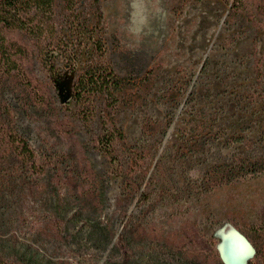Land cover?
<instances>
[{"label": "rangeland", "instance_id": "1", "mask_svg": "<svg viewBox=\"0 0 264 264\" xmlns=\"http://www.w3.org/2000/svg\"><path fill=\"white\" fill-rule=\"evenodd\" d=\"M262 1L248 0L234 16L231 0H101L100 25L91 8L83 13L87 36L59 2L53 51L36 56L33 69L56 111H27L4 97L42 168L0 153V250L19 241L41 264H121L116 242L124 234L130 264H198L200 241L225 264H264V171L209 178L235 157L264 161ZM100 64L124 81L115 120L103 98H72L79 77ZM82 152L99 175L102 209L70 197L52 168L64 172Z\"/></svg>", "mask_w": 264, "mask_h": 264}, {"label": "trees", "instance_id": "2", "mask_svg": "<svg viewBox=\"0 0 264 264\" xmlns=\"http://www.w3.org/2000/svg\"><path fill=\"white\" fill-rule=\"evenodd\" d=\"M247 1L231 0V14L236 16L243 11ZM59 2L63 10L73 18L72 23H77L76 30L82 36H87L89 33V25L83 18L87 7L93 11L97 23L100 25L102 22L101 0H0V153L3 155L11 153L22 162L31 163V168L38 171L42 167L36 164V153L25 136L16 130L15 111L4 97L6 94H12L16 103L27 111L39 109L41 106H45L51 112L56 111L51 87L39 81L33 69L36 56L44 59L49 54V49L53 51L50 46L53 37L57 36L55 13ZM256 14L264 19V0L256 6ZM95 49L103 56L104 48L101 41L95 42ZM261 62V58L256 59L255 75L258 83L263 79ZM123 82V78L109 66L105 64L92 66L79 77L72 98L81 105L94 103L97 99L103 98L108 102L109 113H114L112 118L115 120V116L120 112L118 96L125 90ZM58 122L62 133L72 138L76 137V132L68 121L58 120ZM113 124L116 128V123ZM171 125L172 119L169 118L166 128ZM149 126L147 123L145 130L151 129ZM117 131L124 139L121 130ZM231 141L243 142V138L234 137ZM81 157L73 160L64 172L57 164L52 168L57 178L65 181V185L71 186L70 197L83 205L102 209L99 175L85 152H82ZM263 171L264 161L235 157L233 163L212 169L209 178L215 176L221 180L233 181ZM126 182L127 189L132 188L133 179L127 177ZM67 233L68 231L65 230L61 236L64 237ZM199 245L201 248L197 256L198 264H225L213 252L208 241H200ZM116 247L122 258L121 264H130L132 252L128 237L120 234ZM0 264H41V262L35 261V257L31 258V254L21 249L19 241H16L12 252L5 247L0 250ZM45 264L56 263L48 261Z\"/></svg>", "mask_w": 264, "mask_h": 264}, {"label": "bare ground", "instance_id": "3", "mask_svg": "<svg viewBox=\"0 0 264 264\" xmlns=\"http://www.w3.org/2000/svg\"><path fill=\"white\" fill-rule=\"evenodd\" d=\"M235 247H236V246H235ZM235 250H236V251H237V250L239 251L240 249H239V248H236Z\"/></svg>", "mask_w": 264, "mask_h": 264}, {"label": "water", "instance_id": "4", "mask_svg": "<svg viewBox=\"0 0 264 264\" xmlns=\"http://www.w3.org/2000/svg\"><path fill=\"white\" fill-rule=\"evenodd\" d=\"M66 99V98H65ZM65 99H63L62 101L65 102Z\"/></svg>", "mask_w": 264, "mask_h": 264}]
</instances>
